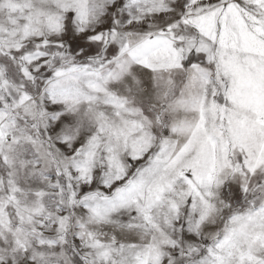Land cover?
I'll return each mask as SVG.
<instances>
[{"label": "snow or ice", "instance_id": "snow-or-ice-1", "mask_svg": "<svg viewBox=\"0 0 264 264\" xmlns=\"http://www.w3.org/2000/svg\"><path fill=\"white\" fill-rule=\"evenodd\" d=\"M0 264H264V0H0Z\"/></svg>", "mask_w": 264, "mask_h": 264}]
</instances>
